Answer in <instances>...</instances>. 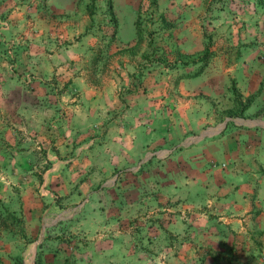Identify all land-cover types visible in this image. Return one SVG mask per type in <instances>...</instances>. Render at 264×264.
<instances>
[{"label":"crops","instance_id":"crops-1","mask_svg":"<svg viewBox=\"0 0 264 264\" xmlns=\"http://www.w3.org/2000/svg\"><path fill=\"white\" fill-rule=\"evenodd\" d=\"M106 5L0 0V264L45 215L98 225L81 264H264L262 58L186 61L197 21L147 58L136 0L107 6L128 33Z\"/></svg>","mask_w":264,"mask_h":264},{"label":"rangeland","instance_id":"rangeland-1","mask_svg":"<svg viewBox=\"0 0 264 264\" xmlns=\"http://www.w3.org/2000/svg\"><path fill=\"white\" fill-rule=\"evenodd\" d=\"M89 1L93 3L94 0ZM106 1L105 19L114 23L118 17H124L122 32L128 33L130 31L129 16L112 13L107 7L110 0ZM136 6L138 44L141 41L145 42L147 58L153 55L164 57L168 54L170 56L168 62L171 64L173 61L171 57H175L176 52L169 45L174 38L169 28L179 24L178 27L187 29L197 21L200 27L195 29L201 34L204 46L200 51L187 54L186 61H193L196 57L197 59L205 58L212 54L210 47L214 46L213 49H217L215 46L222 47L224 43H229L226 50L228 53L258 55V59L261 57L264 63V5L255 7L252 0H136ZM159 15L163 16V21ZM165 20L167 24L164 23ZM150 21L153 23L151 24ZM184 22L185 26H180ZM163 28L169 30L167 35L165 31L162 35ZM162 43H167L169 50L159 51L164 47ZM230 85L233 102L235 100L234 104L239 108L248 98L242 102L240 95L235 91L234 83L231 82ZM53 218L51 215H45L39 221L37 229L40 228V235L38 237L36 236L37 230L35 237L21 238L18 249L15 248L18 254L10 256L7 264H18V259L22 260L21 253H23L24 260L21 264H29L28 262L32 264H81V257L84 254L79 253L80 248L89 241L85 233L89 230L93 231L98 225L82 220L80 217L71 222L62 220L52 224ZM140 223H126V225H131V229L146 227L142 226V222ZM112 228V222H105L101 229L110 231Z\"/></svg>","mask_w":264,"mask_h":264},{"label":"trees","instance_id":"trees-1","mask_svg":"<svg viewBox=\"0 0 264 264\" xmlns=\"http://www.w3.org/2000/svg\"><path fill=\"white\" fill-rule=\"evenodd\" d=\"M252 3L255 7H259L261 5H264V0H252ZM235 102V100H234ZM249 99L246 100L245 104L239 107V112L242 111L244 108H246L247 104L249 103ZM22 260L21 258L18 259V264H21Z\"/></svg>","mask_w":264,"mask_h":264}]
</instances>
